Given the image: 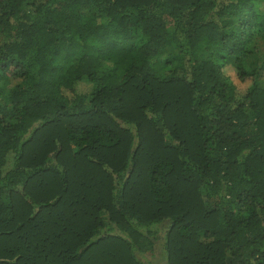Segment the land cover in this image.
Wrapping results in <instances>:
<instances>
[{
	"label": "trees",
	"instance_id": "trees-1",
	"mask_svg": "<svg viewBox=\"0 0 264 264\" xmlns=\"http://www.w3.org/2000/svg\"><path fill=\"white\" fill-rule=\"evenodd\" d=\"M155 253L264 264V0H0V264Z\"/></svg>",
	"mask_w": 264,
	"mask_h": 264
},
{
	"label": "rangeland",
	"instance_id": "rangeland-1",
	"mask_svg": "<svg viewBox=\"0 0 264 264\" xmlns=\"http://www.w3.org/2000/svg\"><path fill=\"white\" fill-rule=\"evenodd\" d=\"M247 85V82H245L243 84V86ZM84 90L86 89V86L84 85ZM139 257H143V261H149L153 264H165V260L164 258L161 256V254L159 253H155V255H145V256H142V255H138Z\"/></svg>",
	"mask_w": 264,
	"mask_h": 264
}]
</instances>
